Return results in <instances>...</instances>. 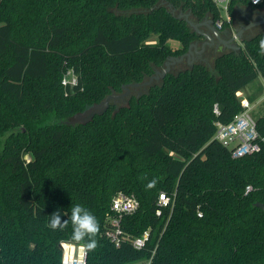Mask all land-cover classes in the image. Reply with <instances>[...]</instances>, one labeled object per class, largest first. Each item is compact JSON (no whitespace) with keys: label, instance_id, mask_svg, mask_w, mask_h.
<instances>
[{"label":"trees","instance_id":"obj_1","mask_svg":"<svg viewBox=\"0 0 264 264\" xmlns=\"http://www.w3.org/2000/svg\"><path fill=\"white\" fill-rule=\"evenodd\" d=\"M238 1L251 4L232 0L230 15ZM173 9L223 17L212 0H0V264H62L72 225L52 230L48 216L67 220L74 204L101 226L86 264H264V114L257 151L234 158L216 137L264 76V35L218 55L214 71L196 63L86 124L66 121L189 50L198 35ZM68 70L75 84H63ZM120 191L139 207L117 245Z\"/></svg>","mask_w":264,"mask_h":264},{"label":"built area","instance_id":"obj_2","mask_svg":"<svg viewBox=\"0 0 264 264\" xmlns=\"http://www.w3.org/2000/svg\"><path fill=\"white\" fill-rule=\"evenodd\" d=\"M215 2L221 10L226 12V17H222L217 21L218 26H223L225 23H231L230 17V3L232 0H212ZM251 5L260 6L264 4V0H260V3L253 4L252 0H249ZM77 79L74 81L67 82L65 84H75ZM243 110L238 113L235 118L229 123L217 122V139L222 142L223 145L230 148L232 151V156L234 158H241L248 153H252L261 148L260 134L257 127V118H255L251 111L253 108L252 102L248 98L241 99ZM214 110L216 113L220 112L219 105L215 104ZM251 189V186L247 187V191ZM172 202L171 198L167 196L166 193L162 192L160 194V203L164 206L170 205ZM139 207V200L134 194H128L126 192H118L112 203L113 216H111V221L114 226L108 232L110 239L117 245L120 244V231L122 228V218L124 215L134 213ZM202 216V213H199ZM149 233L146 232L144 237H139L134 240V245L141 248L145 244V239L148 237ZM79 252L76 254L74 249L76 248L75 243H66L63 245L64 258L62 264H86L87 263V253L88 251L79 244ZM146 264H151L149 260Z\"/></svg>","mask_w":264,"mask_h":264},{"label":"rangeland","instance_id":"obj_3","mask_svg":"<svg viewBox=\"0 0 264 264\" xmlns=\"http://www.w3.org/2000/svg\"><path fill=\"white\" fill-rule=\"evenodd\" d=\"M172 11L178 17H184L186 20L188 19V20H193L194 21V19H195V15L193 14V12L191 10H181V9L175 10V9H173ZM222 15L224 17H226L227 14H226L225 11H223L222 12ZM247 16L248 15L243 14V13H240V12L239 13L238 12L235 13L234 16H232V14L230 15V17L232 19L233 25L234 24L236 25L235 26L236 29H239L240 27H242V24L245 21L244 19ZM257 31H258V28H256V27L254 29V32H250V29L246 30L244 32L243 36H242L243 37V40H241L242 43L246 39H250V37H252L253 33H257ZM152 41H155V40H152ZM175 42L176 41H172L171 42V44H172V46H174V48H176L177 47L176 44H178V41H177V43H175ZM241 45L243 46L244 43L241 44ZM225 51L228 52L229 50L228 51L227 50H224V52ZM224 52L222 50H220V51H214L213 52L210 48H207L205 50V52H204V57L206 58V60H205L204 63L211 70L214 71V67H215L214 65H215V59H216V57L218 55L224 53ZM191 66H192L191 64H189V66L186 65V64H177V63L176 64H171L170 71L165 76H162V74L160 73L159 74V78L158 79H154L151 84L144 85V86H136V87L131 86V87H129L130 88L129 91L125 90L123 92V93H125V92L127 93L128 92V94L126 96H124L123 98L116 99L115 100V103L117 105H119V106H121V105H127L129 103V99H130V97L132 95L139 96V95L147 92L149 90V88L151 87V85H155V84H159L160 85V84H162L168 74L177 75L181 70H185L187 68L189 69ZM165 68H166V65H165V67L158 69V71L162 72L163 70H165ZM74 79H77V75L73 72V70H68L66 72V74H64V76H63V84H65V80L67 82H71L72 83V81H74ZM149 80L150 79L148 78L146 81H149ZM71 83H69V84H71ZM259 90L262 91V93L260 95V98H264V76H260L257 80H254L253 82H251L250 84H248L245 88H243L238 93V96H239L240 99L243 100V99H246L247 98V95H248L249 92L258 91V93H259L260 92ZM257 94H255L253 96H256ZM258 105H259V107H257V105L255 107L253 106L252 111H251L252 115L255 118H257L258 116L264 114V102L263 101L262 102L260 101L258 103ZM72 120H74V116L68 118L66 121H67V123H69ZM66 243H75V242H69V241L68 242H63L62 243V246L65 245ZM75 244H76V248L74 249V252L77 254L79 252V247H78L79 244H77V243H75ZM81 245H83V244H81Z\"/></svg>","mask_w":264,"mask_h":264},{"label":"flooded vegetation","instance_id":"obj_4","mask_svg":"<svg viewBox=\"0 0 264 264\" xmlns=\"http://www.w3.org/2000/svg\"><path fill=\"white\" fill-rule=\"evenodd\" d=\"M203 20L208 21V25L202 26L204 28L203 31L211 35V37L214 39L213 42L210 39H207L206 37L199 35V30L195 27V22L197 21L201 22ZM188 21L193 27V30L198 35L197 39L194 41L196 45L191 48L193 53L190 55V57L186 56L184 61L176 62L177 64H186L189 66V64H191V60H193L195 64L204 63L206 60V58L204 57V52L207 48H210L213 52L220 51V50H222L223 52L224 50H227V51L229 50L228 52H230V51H237L238 50L237 48L239 46H242L241 44L244 43V42L242 43L241 41L243 40L242 36L244 32H242L241 34L239 33L244 26L240 27L239 29L235 28L236 25L232 27L226 26V25L218 26L214 17L210 15L205 16L203 19H199L198 17L195 16L194 21L193 20H188ZM251 22L255 24L251 26L250 28H247L246 30L250 29V32H254V29L256 27L258 28V31L257 33H253L250 39L259 34L264 35V10L259 11L258 14H256L255 17L251 20ZM257 22H260V23H257ZM216 32H218L221 35V38L223 40H226L229 43L227 45L224 44L223 41L217 37Z\"/></svg>","mask_w":264,"mask_h":264},{"label":"clouds","instance_id":"obj_5","mask_svg":"<svg viewBox=\"0 0 264 264\" xmlns=\"http://www.w3.org/2000/svg\"><path fill=\"white\" fill-rule=\"evenodd\" d=\"M253 4L260 3V0H252ZM258 55L264 56V36L258 41ZM157 184L156 179H152L147 184V188L151 189ZM49 217L47 227L52 230H64L68 227L69 221L72 225L71 239L77 243L83 242V247L87 251H95L99 246L98 236L100 235V223L96 216L85 206L74 204L70 207V215L67 220L61 219L60 211L53 212Z\"/></svg>","mask_w":264,"mask_h":264},{"label":"water","instance_id":"obj_6","mask_svg":"<svg viewBox=\"0 0 264 264\" xmlns=\"http://www.w3.org/2000/svg\"><path fill=\"white\" fill-rule=\"evenodd\" d=\"M188 23L190 24V22L188 21ZM257 23H260V22H257ZM255 23L251 22L249 24H247L246 26H244L241 31L239 32L240 34L246 30L247 28H250L251 26H253ZM191 25V24H190ZM203 26V25H208V21H204V22H200V23H197L195 24V27L198 29L199 26ZM199 30V35H202L204 37H206L207 39H210L212 42L214 41V39L211 37L210 34H208L207 32L203 31V30ZM216 35L218 38H220L224 44H228L229 42L226 41V40H223L221 38V35L216 32ZM195 42L191 43L190 44V47H189V50L187 52H185L184 54L180 55V56H170L168 58V60L166 61L165 65H166V68L165 70H163L162 72L160 71H156V73L150 77V80L149 81H144V82H141V83H132L128 86H124V89L129 91L131 86H144V85H148V84H151L152 81L154 79H158L159 78V74L161 73L162 76H165L169 71H170V67H171V64H175L176 62H182L185 60L186 56H189L193 53L191 48L193 46H195ZM241 48V46H239L237 49L239 50ZM191 64L194 65V61L191 60ZM128 94V92L126 93H121V94H116V93H113V94H110L109 96H107L103 101L99 102V103H96V104H93L92 106L88 107L85 111L81 112V113H77L75 116H74V120L70 121L69 124H72V125H75V124H79V123H83V124H86L88 122H90L91 120L94 119V117L96 115H102L104 113L107 112V110L110 108V106L112 105V103H115V100L116 99H119V98H123L124 96H126ZM258 207L262 208L264 210V204L263 203H257L256 204ZM63 247V246H62Z\"/></svg>","mask_w":264,"mask_h":264},{"label":"crops","instance_id":"obj_7","mask_svg":"<svg viewBox=\"0 0 264 264\" xmlns=\"http://www.w3.org/2000/svg\"><path fill=\"white\" fill-rule=\"evenodd\" d=\"M261 10H264V4H262V5H260V6H253V5H251V4H246V3H243V2H237L236 4H235V6H234V11H233V14H232V16H234L235 15V13H243V14H246V15H248L244 20V23L242 24V26H245V25H247L249 22H251V20L255 17V15L256 14H258V12L259 11H261ZM187 21H188V19H187ZM202 22H204V20L203 21H201V23ZM197 23H200V21L198 22H195V24H197ZM235 25V24H234ZM233 25V23H232V19H231V23H228L226 26H230V27H232V26H234ZM200 28V30H204V28L200 25L199 27H198V29ZM243 32H245V30L243 31ZM175 43H177V41L175 42ZM176 46H179V42H178V44H176ZM244 46V45H243ZM243 46H241V47H243ZM203 64H205V63H203ZM206 65V64H205ZM260 76H263V75H260ZM259 76V77H260ZM258 77V78H259ZM257 78V79H258ZM256 79V80H257ZM260 92L258 93V91H254V92H249L248 93V95H247V98H249V100H250V102H252V104H253V106L255 107L256 105H257V107H259V105H258V103L261 101H263L264 102V98H260V95H261V93H262V91L261 90H259ZM258 93V94H257ZM255 94H257L256 96H253V95H255Z\"/></svg>","mask_w":264,"mask_h":264}]
</instances>
